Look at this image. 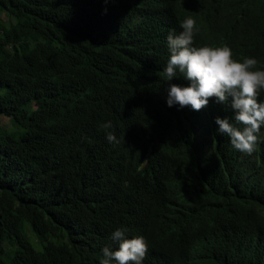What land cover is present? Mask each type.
Segmentation results:
<instances>
[{"label":"trees","instance_id":"obj_1","mask_svg":"<svg viewBox=\"0 0 264 264\" xmlns=\"http://www.w3.org/2000/svg\"><path fill=\"white\" fill-rule=\"evenodd\" d=\"M1 14L0 264H100L118 228L147 241L142 264H264V125L236 150L214 123L229 107H169V84L189 82L163 71L188 17L193 46L264 70V0H0Z\"/></svg>","mask_w":264,"mask_h":264},{"label":"clouds","instance_id":"obj_2","mask_svg":"<svg viewBox=\"0 0 264 264\" xmlns=\"http://www.w3.org/2000/svg\"><path fill=\"white\" fill-rule=\"evenodd\" d=\"M182 31L170 33L167 45L170 52L164 75L168 82L178 73L188 86L170 83L166 103L169 107L179 105L200 111L210 100L229 108L216 117L218 133L226 135L238 151L251 155L258 142V134L264 125V70L258 68L255 58H234L232 49L224 46L196 47V21L185 18L181 21ZM105 130L112 127L111 121L101 125ZM109 143H119L112 132L106 131ZM258 148V145H257ZM127 229L118 228L111 240L118 244L113 250L104 247L100 264H142L148 252L147 241L142 236L126 237Z\"/></svg>","mask_w":264,"mask_h":264},{"label":"rangeland","instance_id":"obj_3","mask_svg":"<svg viewBox=\"0 0 264 264\" xmlns=\"http://www.w3.org/2000/svg\"><path fill=\"white\" fill-rule=\"evenodd\" d=\"M0 18H1V20H2L3 22H6V21H7V18H6L3 14L0 15ZM0 123H1V125H3V126H9V123H8L7 118L0 117ZM28 230H30V229H28ZM30 231H31V230H30ZM30 231H29V236H30L31 240H33L34 235H33V233L30 232Z\"/></svg>","mask_w":264,"mask_h":264}]
</instances>
